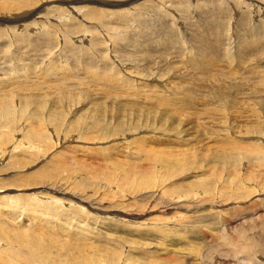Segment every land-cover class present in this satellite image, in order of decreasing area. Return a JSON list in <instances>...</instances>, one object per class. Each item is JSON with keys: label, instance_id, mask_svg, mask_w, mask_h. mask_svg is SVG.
I'll use <instances>...</instances> for the list:
<instances>
[{"label": "rangeland", "instance_id": "374dc122", "mask_svg": "<svg viewBox=\"0 0 264 264\" xmlns=\"http://www.w3.org/2000/svg\"><path fill=\"white\" fill-rule=\"evenodd\" d=\"M3 1L5 0H0V6L2 5L1 3H3ZM32 1L36 5H38L39 3L38 0ZM40 1L42 3L48 2V0ZM89 1L90 0L86 1L85 4L88 5H86L85 8L81 11V13L79 14L80 16L75 13L71 14L72 12H67L68 9L67 11H65L64 7L66 6H62V8L58 6L54 9L51 8V10H41V14L37 13L33 15L32 20L29 21L39 22V25L37 26L39 30L38 28H32L33 30H29L28 28H19L20 30L18 29L17 32L15 31L11 33V30L5 27L6 24H1L3 28L0 31V70L5 67V69H7V66H11L15 67V71L19 73L20 71L22 72L20 66L26 64L25 69L27 70V72L18 76L21 81H14L15 79H12L11 81L0 82V127L7 126L3 128L2 132L4 133L10 134V132L12 131V133L17 132L15 134L16 140L10 137V141H5L6 143L2 144L1 142L4 141L5 137L0 131V151L7 152L9 151V149L11 150L12 148L17 147V149L13 152V155L2 156L3 154L0 152V197L11 194H24L25 197L26 195H34L38 197L40 196L44 204L50 206L51 208H57L53 209L55 211L52 213L54 217L52 218L50 216H46V219L48 222H51L52 224L55 223V225L58 224L60 227H62V229L64 228L63 230H66V232H63V236L59 238L61 239L60 241L62 242V245H64L65 242L67 244V248H70L73 253L77 255L82 254L76 253L77 249L80 246H83L85 244V241L89 242V244L91 241V249H93L94 251V249L100 248L99 253L102 255L104 254L103 256L106 260L102 262L103 264H137V260L141 262L140 264L148 261H151L152 264H170L167 259L169 258V256L174 259L172 264H176L177 262L183 260V258L180 257L182 256L180 253L181 249L184 248H182L183 245L185 246V248L182 250L183 252H187L186 250H188V252H192V255L194 256L199 255L196 253L200 252V250L203 251V248H206V242H204L203 240H199L198 236H201L202 234L205 235L208 231L209 235L207 238H211V240H213L214 237L218 234L216 229L218 228L217 226H219L218 223L222 224L221 222L225 218L235 217V214L232 213L240 212L243 215L244 220L247 222L264 216V209L260 205H258V202L264 201V198H259L262 197V195L264 196L262 192H254L250 190V192L246 194V197L244 192H240L242 194L238 192L239 187L243 185L241 181H246L248 179L247 177L251 176L254 181L256 180L257 182H259L261 180V182L263 181L262 183H264V162H258L264 161V158L261 159V157L258 155H254L253 157V155L248 154V152L245 151V149L247 151L251 150L250 144L252 143H256L257 145H259L255 146V144H253V150L257 147H264V122H259L260 120L258 121L257 116H251L252 118L250 117V119H252V122L247 117V115L242 118V120L239 118L241 120L240 121L238 119V116L241 117V115L243 114L240 115V113L233 111L234 105H240L244 103L247 104V108L249 107V109L253 111H258L260 109V106L264 105L260 102L255 101V99H247L240 94L235 97L232 103L228 102L227 98L231 94V90L229 89L222 91L217 96H203V94L209 93V90H213V85H215L216 89H218L219 85H221L220 83H228L233 80L234 76L235 78H237V75L257 78L262 81L264 80L263 78L256 76L255 71L257 69L264 68V62H262L264 60V50H262V52L259 51L264 47V34L263 38L257 41H253V37H244V35H246L245 33H247L248 31L246 28L250 29L251 27L252 29V32L249 35L254 32L258 34L259 30L261 29L260 26L264 25V5L261 3L262 0H239L242 1V3H240L238 0H171L168 2L166 0L164 2L163 0V3H158V6L156 4L157 2L154 0H150V2H148L149 0H136L134 2H131L132 0H117V3L124 2V4H121L124 6H121V8H116L118 9V12H115V14L104 13L102 17H99V14H101V12L97 7V5L101 4L99 3V0L92 2V4H94L93 6L95 7H91L89 5L91 4ZM100 1L102 3H105L102 0ZM158 1L160 2V0ZM178 1H180L181 3H179ZM76 4L77 2H75L73 5ZM77 6L79 7L83 5L77 4ZM136 6H138V8ZM104 8L106 7L104 6ZM24 9L25 8H21V10H15L13 11L14 14L11 15L10 13H8V15L16 19L19 16L18 14L22 13L19 11H23ZM124 9L126 13H124ZM52 10L53 12H51ZM15 12L18 14H16ZM54 12L56 13L55 16L53 14ZM147 12L150 15L147 14ZM166 12H170V14H167V16L164 17L163 14L165 15ZM46 13L48 15L50 14L51 19L46 16ZM5 14L6 12H0V16ZM123 15H125L126 19ZM83 18L85 20H83ZM39 20L42 22H40ZM146 20L148 21V23L145 22ZM156 20L160 21L162 25H159ZM77 21L78 23H76ZM121 21L123 22L121 23ZM172 22H174L175 25H173ZM89 24H91V26ZM123 24L125 27L123 26ZM167 24L169 25L167 26ZM158 25L166 32H162L160 30L161 28ZM172 25L173 27H171V29H168V27ZM47 26L49 29L47 28ZM173 28H177L178 30H180V32H174ZM62 35L64 36L62 37ZM144 36H146V38ZM115 37H118V39H115ZM45 38L46 40H49L46 41L44 40ZM70 38L73 39L72 42L67 41V44L70 42L71 43L66 45L65 39L71 40ZM245 38L252 40L253 46L248 47L247 49H251V53L248 54V52H246L245 54L247 55L244 54V56H242L241 49L244 48L243 46L247 47L251 43L246 42L247 39ZM167 39L171 40V42ZM113 40L115 42H113ZM42 42H46L45 45ZM172 43L173 49L169 47L172 45ZM139 45L141 47L143 46V48L141 49ZM71 46H74L76 48L75 52L72 51V49L70 48ZM160 46L169 47L167 50L170 51L165 52L160 48ZM198 46H202V48L200 47L201 51L199 50L200 48ZM11 47L12 49H10ZM44 49L46 50L44 51ZM253 49L255 52L253 51ZM86 50L88 51V53L86 52ZM191 51L194 53L203 54V56L208 59V64H211V66L213 65L214 67L216 66V71H223V74L220 73L221 71H219L222 77H220L219 79L204 78L212 75L215 72L214 69H211L209 74L201 76L199 74L200 64L198 62L203 63V60L205 59H196V56ZM26 53L31 55V59L28 58V55L24 59ZM132 53L135 54L133 55ZM57 55L60 57H58ZM61 55L63 58L61 57ZM252 56L255 57L251 58ZM47 57L48 59H46V62H49L50 59L56 60L57 57L59 58V60H63V63L68 61L70 62V68L65 67V69L59 70L60 75H57V73L53 71V69L49 72H44L42 74L36 75L37 70L39 71L41 69L40 67H42V65L46 63L43 59ZM190 58L192 60H189ZM7 61L11 65H6L8 64ZM83 63L86 66L89 65V67H87L91 71ZM254 64L257 65V67H253L252 69H250L252 66H255ZM103 65L105 66V68ZM73 67L75 68V73L73 71ZM86 68L89 71H85ZM103 69L106 70L107 75L110 74L112 76L114 74L118 77L116 78L117 81L114 80L113 82L115 84H109L110 86L106 88L107 92L111 93L110 97H106L107 92L104 91H102V94L100 96L98 95V97L96 95H93V97L95 98L91 100L90 98H93L92 96L87 100H83L80 93H73L74 95H72L74 96V98L72 97V95H70L68 100H64L65 96H61L62 94L71 93L73 91L78 92L80 88H76L77 86H81L79 85L81 82L82 84L83 82L85 84L83 85L82 89L92 90L95 87H99V89H102L100 82H98L101 79H97L94 81L90 80L89 72L94 73L96 71V75L103 76L105 73L102 72L104 71ZM32 70L36 71V73H34L33 75H29V71ZM7 71V73H13V71L10 69H8ZM70 72L74 74V77L77 76V78L80 79L82 77V80H80V82L67 79L69 80V82L65 80L64 83H66V85H74L64 87L63 84H61V80L63 79L64 75L68 76ZM76 72L79 74L76 75ZM86 72L88 75H86ZM119 72L123 73L125 77L129 78L130 80L124 82L120 81V75L116 74ZM123 74L122 76H124ZM225 75L226 78L224 77ZM121 78L123 79V77ZM166 78L168 79L167 82L169 83V86L165 89L164 97L163 94L159 93L160 90L157 89V87L155 89L154 84L163 89L164 86H160V84L162 82H165L164 80ZM102 80L106 82L108 81L107 79ZM196 80L201 82L203 84L202 88L206 87L208 92H198L197 88L194 85V81ZM208 82L210 83V85ZM253 82L256 83L260 81ZM204 84L206 85L204 86ZM70 87H72L73 89ZM256 87H258L257 83ZM12 88L16 93L21 94L24 97L25 95H28L29 98L24 100L23 98L19 99L18 96L12 95L10 92V89ZM261 88L264 90V86H262ZM26 89H35V94L31 95L32 93L30 92L33 90H29V92H27ZM96 91L98 90H95V92ZM25 92L27 94H25ZM169 94H173V96H169ZM35 97H37V99L33 100V98ZM70 97L72 99H70ZM61 100L63 101L61 102ZM235 116L237 117L235 118ZM45 119L47 120V123L44 121ZM205 120H207L206 123L203 122ZM41 122L46 124L41 125ZM31 126H33L38 131V133L42 134L43 136L44 134L46 135L42 139L43 141L40 140L39 142V139L33 141L35 142V144L33 145L41 143L38 144V146L40 145L39 147H41V145L43 144H46V146H42V148L40 149L26 148L24 146L23 140L30 139V136L35 134L33 132L34 129L32 130ZM45 130H47L46 133ZM49 133L51 134L49 135ZM25 134L27 135L25 136ZM16 135L18 137V140ZM68 135L70 137H68ZM157 135H159V137H157ZM168 135L170 136V140L168 139ZM47 136V139L49 140H46L45 137ZM152 136L155 139L154 141L157 140L154 144H157L159 140L162 141V147H164L165 150L167 149V152L170 149V151L173 152L172 154H174V152L179 153L180 151L184 153L185 147L183 148V150L180 149L179 145H184L186 141L188 143L187 145H189V148L197 147L199 149L198 154H201L200 156H198V158H200V160L203 162V170L197 169L198 167H202V165L200 166L201 163L198 161V167L196 166L197 170H194L195 172H192L190 170L189 172L188 170H185L186 172H182L180 170L178 172L173 171V173L175 174L162 173L163 175L157 172V175L154 174L157 177V182L155 181L154 183H149V188L146 187L147 184L140 186V182L142 180L140 181L138 178H148L150 182L151 176L150 174H141V172L138 173V171H143V169H146L147 171L150 168L156 167L153 161H149V157H151L150 159H153V154L151 151L147 150L146 147H144L146 145H143L142 140L143 138L147 139L145 140L147 142H149L150 140V142H153L151 138ZM171 136L173 138H171ZM179 137H181L185 141ZM71 138L77 140L74 142V139L71 140ZM178 138L180 139L179 144L176 143ZM64 139L65 141H67L64 142ZM171 139L175 140L172 142ZM222 139H224V143L222 142ZM114 140L117 143H115ZM139 140L141 141V145L139 143ZM56 141L58 142L56 143ZM50 142L55 146H52ZM49 143L51 145L50 148H48L50 146L48 145ZM135 143L137 146L135 145ZM20 147L21 150H26L27 152L31 153V155H33L32 152H34V156L37 159L31 164H24L26 162L22 161L21 157H23V154L25 152L20 153ZM137 147L142 148L138 149ZM210 147L212 149L211 151H208ZM232 147L235 149H245L232 150ZM100 148L102 150L105 149L103 150V153L100 152L102 151ZM60 149H63L62 151L65 153L63 155L66 157L64 162L60 160V155H58L59 153L57 152L60 151ZM106 149L109 151L106 152ZM223 150H225L226 152L229 151L228 154H224L222 152ZM105 152L106 155L104 154ZM107 153L110 154L107 155ZM133 154L135 155V157H132L134 156ZM53 155H55L58 159H56V157ZM11 156L13 158H21V161L20 159L18 160L21 162V167L19 166V164H17V166L12 165V170L6 168L7 164L11 160ZM40 156H42L43 158ZM173 156L176 157V154ZM173 156L172 160H174ZM207 156L216 158L209 159V162L213 163L214 166L216 165L218 170L208 168V164L205 165V159ZM112 158L114 160H112ZM246 158H248L249 160L248 164L242 165V163L246 161ZM57 160H60L61 164L57 162ZM255 161H257V163ZM117 164L119 165V168L117 167ZM249 164H252L253 166H250ZM47 167H50V169L52 170L51 174H56L57 176L53 179H47L48 181L46 179H38L36 180V185L32 179H28V181H25L24 176L40 174L37 173V171L40 170V168L47 169ZM112 170L119 171L120 175L117 177V179L119 177L120 178L118 179V181L117 179H115V177H112L111 179V177L109 176H114V174H112ZM236 171L240 172V174H233L237 173ZM181 172L184 174H182ZM202 172L205 174H203ZM185 173H187L188 175L186 174L185 176ZM243 173H252V175ZM219 174L221 177L219 176ZM212 175L214 176V178ZM134 177H136L137 181L136 179H134ZM256 178H259V181ZM78 179L79 184L77 183ZM128 179L130 182L128 181ZM199 179L202 181H200ZM162 180H164L163 183ZM189 180L191 181L190 183L188 182ZM127 181L129 183H127ZM39 182L41 185L39 184ZM201 182H203V184H205V188L208 187V189H204L200 193H197L198 183ZM205 182H207L208 184ZM238 183L239 185L237 187ZM252 183L248 182V186H252ZM169 184L170 188L173 189L169 190L170 194L169 191L168 193L164 192V188L166 186L169 187ZM190 184L193 187L189 186L187 188V185ZM34 185L36 187H34ZM181 185L183 186V189H185V191L182 189ZM167 187L165 189H168ZM210 187L212 188V190ZM192 188L195 190H192ZM233 188H235L236 193ZM229 189H231L230 191L233 193H231ZM224 192H226L227 195H225ZM41 193L49 194L54 197L56 204L53 206V203L48 198L46 199V197L41 196ZM174 193H177L175 194L176 197L177 195L179 196V194H185V197H182V199L179 198L177 200H179L186 208H183L184 206L182 207V205L178 206L180 202L172 205V208L168 205L166 207H163L165 205V201L166 203L173 202L175 196H172V194ZM191 193H195L194 196ZM241 195L243 196L240 198L239 196ZM57 196L58 198H62L63 196L62 199H66L63 201L67 203H63V206H61L59 201L57 200ZM135 196H137L136 199L138 201L134 199ZM197 196L198 198H200L197 199ZM220 196H222V198ZM229 196H232V198ZM172 197H174V199ZM186 199L190 200L187 201V204ZM254 199H257V203ZM182 201H184L185 203ZM27 202L28 204L34 203V201L31 199H28ZM71 202L74 204H72ZM251 202L255 203L251 204ZM116 204L118 206H116ZM199 205L204 206L198 207ZM187 208H190L189 211L187 210ZM78 209L79 211H77ZM247 211L256 213V215L252 214L251 217H248L247 215L243 214V212L247 213ZM56 213H59L60 217H56ZM229 213H231V215ZM157 215L160 218L157 217ZM191 215L196 216L192 217ZM33 217H35V215H33L30 219H33ZM150 217L153 218L152 220L154 222L161 223V225L164 226L167 225V220H169V222L170 220H172L170 223L173 227L171 226V228H173L175 231L179 229L178 233L176 232L177 234H174V238H170L172 239L171 242H173V244H170L169 240L163 242V237L160 236L156 231H152L156 226L150 225L151 222H149L150 224L147 222L149 225L142 224V222H145L144 220H146V218ZM194 217L196 218L194 219ZM120 218L121 220H119ZM165 218H167V220ZM191 218H193V220ZM1 219H3V217L0 216V220ZM24 220L26 221L25 224L29 223L26 216H24ZM211 224L213 225L211 226ZM139 225L142 227V229H139ZM209 225L213 228H210ZM147 226H151L152 230H148L146 228ZM197 226L199 227L200 232ZM135 230L137 233H135L134 235L133 232H135ZM29 231L31 233V229H29ZM131 231L132 234L129 233ZM150 231L154 232V235H147ZM182 232L184 234H182ZM32 233L33 237L40 239L43 238L40 237V234L38 235L36 232L32 231ZM44 233L43 236H45L44 238H46L48 234L53 232L51 229L45 228ZM67 234H70V239L73 240L71 241L72 243H70V246H68L70 239L69 241L67 240ZM182 235H184L185 237L187 235V237L185 238ZM13 237L16 238L15 236ZM204 238V240H206V236H204ZM154 240L156 241L154 242ZM77 241H80V245ZM73 242H75V244ZM178 243L181 244V246ZM76 244L79 246H77ZM176 244H178L179 246ZM202 245L204 246L203 248H201ZM83 247L86 248V251H92L89 250L86 245ZM172 248L181 249L177 250L176 252L175 250H171ZM150 249L152 251L157 250V252L154 253L151 257L149 256ZM167 249L169 252L167 251ZM95 252H98V250H95ZM217 254L218 252L216 253V255ZM65 258L68 260L67 257ZM67 260H64L63 262Z\"/></svg>", "mask_w": 264, "mask_h": 264}, {"label": "bare ground", "instance_id": "6f19581e", "mask_svg": "<svg viewBox=\"0 0 264 264\" xmlns=\"http://www.w3.org/2000/svg\"><path fill=\"white\" fill-rule=\"evenodd\" d=\"M39 1V3H38V5H36V4H34L33 3V1L32 0H5V1H3V3H1L2 5L0 6V12H6V14L5 15H2V16H0V31H1V29L3 28V26H1V24L2 23H4V25H5V27H7L8 29H10L11 30V33L12 32H17V30L19 29V28H22V29H32V28H38L37 26L39 25L38 23L39 22H29L30 20H32V16L33 15H35V14H37V13H40L41 14V10H43L44 11V9H46V10H48V9H50L51 10V8L52 9H54V8H56V7H58V6H60V8H62V6H66V7H64V10L65 11H67V9H68V11L67 12H72L71 14H73V13H75V14H80L81 13V11L85 8V6L86 5H88V4H85L86 3V1L87 0H48V2H44V3H42L40 0H38ZM37 1V2H38ZM46 1V0H45ZM73 1V2H72ZM93 1H97V0H90L89 2L91 3V4H89L91 7H95V6H93L94 4H92V2ZM103 2H105V3H102L100 0H99V3H101L100 5H97V7H98V9H99V11L101 12V14H99V17H102L103 16V14L104 13H111V14H115V12H118L117 10L118 9H116V8H121V6H124V5H121V4H124V2L123 3H121L120 1V3H117V0H102ZM131 1V0H130ZM134 1H136V0H132L131 2H134ZM154 1H156L155 3L157 4V6H158V3H163V0H160V2L158 1V0H154ZM167 2L168 1H171V0H166ZM239 1V0H238ZM261 1V0H260ZM35 2V1H34ZM41 2V3H40ZM75 2H77V4H79V5H83V6H77V4L76 5H73ZM148 2H150V0L148 1ZM164 2H165V0H164ZM179 3H181L180 1H178ZM177 2V3H178ZM240 3H242V1H239ZM53 3H56V4H53ZM72 3V4H71ZM129 3V2H128ZM253 3H255V2H253ZM261 3L264 5V0H262L261 1ZM51 4V5H50ZM170 4V3H169ZM184 4V3H183ZM160 5V4H159ZM162 5V4H161ZM176 5V4H175ZM181 5V4H180ZM179 5V6H180ZM104 6L106 7V8H108V9H106V8H104ZM131 6V5H130ZM174 6V5H173ZM178 6V7H179ZM128 7V6H127ZM137 8H138V6H136ZM181 7V6H180ZM21 8H25L23 11H19V12H22V13H20V14H18V13H16V14H18L19 16L16 18V19H14V18H12V17H10L9 15H8V13H10L11 15L12 14H14L13 13V11H15V10H21ZM123 8V7H122ZM130 8V7H129ZM136 8V9H137ZM159 8V7H158ZM160 8H161V6H160ZM159 8V9H160ZM2 9V10H1ZM126 9V8H125ZM125 9L123 10L124 11V13H126L125 12ZM132 9V8H131ZM134 9V8H133ZM170 9V8H169ZM264 9V8H263ZM45 10V11H46ZM120 10H122V9H120ZM119 10V11H120ZM55 11H56V9H55ZM98 11V12H99ZM107 11H109V12H107ZM122 11V12H123ZM127 11V10H126ZM18 12V11H17ZM51 12H53V10L51 11ZM128 12V11H127ZM130 12V11H129ZM133 12V11H132ZM44 13V12H43ZM85 13V12H84ZM89 13H91V12H89ZM119 13H121V12H119ZM145 13V12H144ZM152 13V12H151ZM161 13V12H160ZM54 14V16H55V12L53 13ZM86 14V13H85ZM106 14V15H107ZM147 14H149L148 12H147ZM155 14V13H154ZM153 14V15H154ZM167 14H170V12L169 13H165V15L163 14V16L165 17V16H167ZM44 15V14H43ZM94 15V14H93ZM92 15V16H93ZM110 15V14H109ZM122 15V14H121ZM150 15V14H149ZM172 15H174V14H172ZM15 16V15H14ZM46 16H48V18H50V14L48 15L47 13H46ZM80 16V15H79ZM113 16V15H112ZM124 17H125V15H123ZM130 16H132V15H130ZM155 16V15H154ZM185 16V15H184ZM117 18H119V17H117ZM148 18V17H147ZM146 18V19H147ZM162 18V17H161ZM167 18V17H166ZM172 18V17H171ZM51 19V18H50ZM53 19V18H52ZM107 19V18H106ZM125 19H126V17H125ZM140 19H142V18H140ZM153 19H154V17H153ZM49 20V19H48ZM83 20H85L84 18H83ZM117 20V19H116ZM150 20H152V19H150ZM225 20V19H224ZM40 21V20H39ZM154 21H155V19H154ZM227 21V20H226ZM12 22H13V25H12ZM40 22H42V21H40ZM44 22V21H43ZM123 21H121V23H122ZM146 23H148V21L146 20L145 21ZM156 22L160 25L161 24V22L160 21H158V20H156ZM45 23V22H44ZM76 23H78V21L76 22ZM173 23V25H175V23L174 22H172ZM245 23V22H244ZM248 23V22H247ZM48 24V23H47ZM106 24V23H105ZM120 24V23H119ZM154 24V23H153ZM243 24V23H242ZM241 24V25H242ZM90 26H91V24H89ZM88 25V26H89ZM125 25H126V23H125ZM148 25V24H147ZM158 25V26H159ZM162 25V24H161ZM169 24H167V26H168ZM173 25L172 26H169L168 27V29H171V27H173ZM250 25V24H249ZM40 26H42V25H40ZM45 26V25H44ZM71 26V25H70ZM123 26H124V24H123ZM153 26V25H152ZM164 26V25H163ZM245 26V25H244ZM66 27H67V25H66ZM115 27V26H114ZM125 27V26H124ZM127 27V26H126ZM160 27V26H159ZM165 27V26H164ZM221 27V26H220ZM248 27V26H247ZM261 27V29L259 30V32H258V34L256 33V32H254V33H252L251 35H249L251 32H252V29H251V27H250V29L249 28H246L248 31H247V33H245L246 35H244L243 33V35H244V37H253L254 39H253V41H257V40H260V39H262L263 38V34H264V25H261L260 26ZM42 28H44V27H42ZM47 28H48V26H47ZM69 28V27H68ZM93 28H95V27H93ZM161 28V27H160ZM245 28V27H244ZM7 29V30H8ZM49 29V28H48ZM47 29V30H48ZM61 29V28H60ZM84 29V28H83ZM20 30V29H19ZM33 30V29H32ZM31 30V31H32ZM38 30H39V28H38ZM41 30V29H40ZM67 30V29H66ZM90 30V29H89ZM125 30V29H124ZM162 32H164L165 30H163V28H161L160 29ZM9 31V30H8ZM24 31V30H23ZM26 31V30H25ZM35 31V30H34ZM33 31V32H34ZM42 31H45V30H42ZM172 31V30H171ZM173 31L174 32H180V30H178L177 28H173ZM227 31V30H226ZM244 31V30H243ZM29 32V31H28ZM63 32H64V30H63ZM68 32V31H67ZM66 32V33H67ZM72 32V31H71ZM70 32V33H71ZM81 32V31H80ZM103 32V31H102ZM161 32V33H162ZM166 32V31H165ZM246 32V31H245ZM10 33V32H9ZM32 33V32H31ZM36 33V32H35ZM44 33V32H43ZM66 33H65V35H66ZM75 33V32H74ZM5 34V33H4ZM34 34V33H33ZM38 34V33H37ZM42 34V33H41ZM76 34H77V32H76ZM86 34V33H85ZM151 34V33H150ZM170 34H172V33H170ZM68 35V34H67ZM87 35V34H86ZM109 35V34H108ZM116 35H118V34H116ZM115 35V36H116ZM141 35V34H140ZM140 35H139V37H140ZM261 35V36H260ZM35 36V35H34ZM48 36V35H47ZM64 35H62V37H63ZM74 36H75V34H74ZM74 36H72V37H74ZM170 36V35H169ZM37 37H39V36H37ZM71 37V38H72ZM109 37V36H108ZM145 38H146V36H144ZM220 37V36H219ZM243 37V38H244ZM44 38V37H43ZM67 38V37H66ZM70 38V39H71ZM112 38V37H111ZM114 38V37H113ZM156 38V37H155ZM229 38V37H228ZM231 38V37H230ZM63 39V38H62ZM109 39V38H108ZM115 39H118V37H115ZM165 39V38H164ZM245 39H247V38H245ZM43 40V39H42ZM44 40H46V38L44 39ZM49 40V39H48ZM48 40H46V41H48ZM72 40L73 39H71V40H66L65 39V44L66 45H68V44H70L71 42H72ZM84 40V39H83ZM103 40V39H102ZM111 40V39H110ZM168 41H170L171 42V40H169V39H167ZM166 40V41H167ZM243 40V39H242ZM29 41V40H28ZM67 41H71L70 43H68L67 44ZM104 41V40H103ZM89 42V41H88ZM113 42H115L114 40H113ZM119 42V41H118ZM117 42V43H118ZM156 42V41H155ZM163 42V41H162ZM246 42H251L250 43V45H248L247 47H245V46H243L244 48H240L241 49V55L242 56H244V54L246 53V52H248V54L249 53H251V49H249V50H247L248 49V47H251V46H253V43H252V40H249V39H247V41ZM29 43H31V42H29ZM42 43H44V45H45V43L46 42H42ZM64 43V42H63ZM122 43V42H121ZM128 43V42H127ZM80 44V43H79ZM223 44V43H222ZM241 44V43H240ZM43 45V44H42ZM73 45H74V43H73ZM147 45V44H146ZM200 45H202V44H200ZM239 45V44H238ZM255 45V44H254ZM15 47V46H14ZM68 47V46H67ZM66 47V48H67ZM139 47L142 49L143 48V46L141 47L140 45H139ZM171 49H173V43H172V45L171 46H169ZM169 47H161L160 46V48L163 50V51H165V52H169L170 50H167ZM199 48L201 47L202 48V46H198ZM44 48V47H43ZM71 49H72V51L73 52H75V47L74 46H71L70 47ZM201 48L199 49L200 51H201ZM204 48V47H203ZM246 48V49H245ZM10 49H12V47L10 48ZM14 49V48H13ZM42 49V48H41ZM205 49V48H204ZM22 50V49H21ZM46 49H44V51H45ZM131 50V49H130ZM139 50V49H138ZM206 50V49H205ZM259 50V49H258ZM262 50H264V47H263V49H260L259 51L260 52H262ZM10 51V50H9ZM15 51V50H14ZM18 51V50H17ZM24 51V50H23ZM41 51V50H40ZM51 51V50H50ZM135 51V50H134ZM136 51H137V49H136ZM253 51H254V49H253ZM13 52V51H12ZM25 52V51H24ZM78 52V51H77ZM86 52L88 53V51L86 50ZM192 52V51H191ZM197 52V51H196ZM255 52V51H254ZM254 52H252V53H254ZM14 53V52H13ZM42 53V52H41ZM48 53V52H47ZM46 53V54H47ZM72 53V52H71ZM137 53V52H136ZM138 53H140V52H138ZM195 56H196V59H205V60H203V63H200V62H198L199 64H200V68H199V74L201 75V76H203V75H207V74H209V72H210V70L211 69H214V73L212 74V75H210V76H207V77H204V78H209V79H212V78H215V79H219L220 77H222V75L220 74V73H222L223 74V71H221V70H218V71H216L215 69H216V66L214 67L213 65L211 66V64H208V62H207V60L208 59H206V57H204L203 56V54H201V53H194V52H192ZM211 53V52H210ZM52 54V53H51ZM50 54V55H51ZM59 54V53H58ZM133 55L135 54V53H132ZM216 54V53H215ZM258 54H260V53H258ZM11 55V54H10ZM24 55V54H23ZM27 55L29 56L28 58H30L31 59V55L30 54H28V53H26L25 54V56H24V59H25V57H27ZM39 55V54H38ZM40 55H42V54H40ZM60 55V54H59ZM209 55V54H208ZM245 55H247V54H245ZM254 55V54H253ZM257 55V54H256ZM255 55V56H256ZM53 56V55H52ZM58 56V55H57ZM210 56V55H209ZM215 56V55H214ZM218 56V55H217ZM221 56V55H220ZM239 56V55H238ZM255 56H252L251 58H254ZM261 56V55H260ZM58 57H60V56H58ZM57 57V59L56 60H49V62L47 61L46 62V59H48V57L47 58H45V59H43V60H45V64L44 65H42V67H40L41 69L38 71L37 70V73H36V71H29L30 73H29V75H33L34 73H36V75H38V74H42V73H44V72H49L50 70H52L53 69V71H55L56 73H57V75H60L59 74V70H61V69H65V67L66 68H70V65H69V63L70 62H64L63 63V60H59V58ZM61 57H62V55H61ZM67 57V56H66ZM190 57V56H189ZM223 57V56H222ZM264 57V56H263ZM5 58V57H4ZM28 58H27V60H28ZM63 58V57H62ZM195 58V57H194ZM210 58H211V56H210ZM218 58V57H217ZM250 58V59H251ZM33 59V58H32ZM61 59V58H60ZM212 59V58H211ZM211 59H209V60H211ZM43 60H40V61H43ZM189 60H192L191 58L189 59ZM213 60V59H212ZM236 60V59H235ZM22 61V60H21ZM64 61H65V59H64ZM27 62V61H26ZM25 62V63H26ZM218 62V61H217ZM239 62V61H238ZM262 62H264V60L262 61ZM7 63L8 64H6V65H11V64H9V62L7 61ZM24 63V64H25ZM39 63V62H38ZM194 63H196V62H194ZM220 63V62H219ZM78 64V63H77ZM76 64V65H77ZM80 64H82V63H80ZM84 64V63H83ZM86 64H88V63H86ZM213 64V63H212ZM217 64V63H216ZM17 65H18V63H17ZM26 65V64H25ZM25 65H22V66H20L21 67V70H22V72L20 71L19 73L17 72V71H15V67H11V66H7L8 68L7 69H5V68H3V69H1L0 70V82H4V81H11L12 79H15L14 81H21V79L20 78H18V76L19 75H22V74H24L25 72H27V70L25 69ZM41 65V64H40ZM39 65V66H40ZM85 65V64H84ZM255 65V64H254ZM14 66V65H13ZM29 66V65H28ZM83 66V65H82ZM86 66V65H85ZM88 67H89V65H87ZM86 66V67H87ZM91 66V65H90ZM104 66V65H103ZM229 66V65H228ZM9 67H11V68H9ZM24 67V68H23ZM75 67V66H74ZM73 67V71L75 70V68ZM87 67V68H88ZM253 67H257V65H255V66H252L250 69H252ZM264 67V66H263ZM26 68H27V66H26ZM81 68V67H80ZM85 68V67H84ZM85 69V71L86 70H88V69ZM104 68H105V66H104ZM8 69H10V70H12L13 71V73H7L8 71ZM18 69V68H17ZM37 69V68H36ZM72 69V68H71ZM82 69V68H81ZM92 69V68H91ZM110 69V68H109ZM115 69V68H114ZM79 70V69H78ZM90 70V69H89ZM88 70V71H89ZM101 70V69H100ZM104 71H102V72H105L104 73V75L103 76H99V75H96L95 74V72L94 73H91V72H89V74H90V76H89V79L90 80H97V79H107L108 81L106 82V81H98V82H100V85L102 86V89L100 88L99 89V87L98 88H96L95 86V88L94 89H92V90H87V89H82V87H83V85H85L84 84V82H83V84H82V82L80 81V80H82V77H81V79L80 78H77V76L76 75H78L79 73H77L75 76L76 77H74V74L73 73H71L70 72V74L67 76V75H64L63 76V79L61 80V84H63V86L65 87V86H71V85H74V84H71V85H66V83H64L65 82V80H67V79H69V80H73V81H80L79 83V85H81V86H77V88L76 87H74V88H76V89H78V88H80L79 90H78V92H76V91H73V92H71V93H66V94H62L61 96H65L64 97V100H68V98H69V96L70 95H72L73 93H80L81 94V96H82V99L83 100H87L88 98H90L91 96L93 97V95H96L97 97H98V95L100 96L101 94H102V91H104V92H107V89L106 88H108L110 85L109 84H115V83H113L114 82V80H116V78H118L116 75H107L106 74V70L105 69H103ZM72 71V70H71ZM91 71V70H90ZM109 71V70H108ZM219 71H221L220 73H219ZM256 71V76H258V77H261V78H263L264 79V68H261V69H257V70H255ZM83 72V71H82ZM226 72V71H225ZM74 73H75V71H74ZM99 73V72H98ZM117 75H120L119 76V78H120V81H128V80H130L129 78H127V77H125V75L123 74V73H116ZM122 74L124 75V76H122ZM241 74V73H240ZM86 75H88L87 74V72H86ZM227 75V74H226ZM226 75L224 76L225 78H226ZM243 75V74H242ZM232 76V75H231ZM121 77H123V79L121 78ZM237 78H235V76H234V78H233V80L232 81H230V82H228V80H227V82L228 83H220L221 85H219V88L218 89H216V86L215 85H213V90L212 91H210L209 90V93H205V94H203V96H217L218 94H220L222 91H225V90H227V89H229V90H231V94L228 96V98H227V100H228V102H233L234 101V99H235V97L236 96H238L239 94L241 95V96H244L245 98H247V99H255V101H257V102H260L261 104H263L264 105V90L261 88L262 86H264V80L262 81V80H260V79H257V78H252V77H245V76H236ZM32 78V77H31ZM66 78V79H65ZM87 78V77H86ZM96 78V79H95ZM231 78V77H230ZM229 78V79H230ZM84 79V78H83ZM167 79V78H166ZM164 80L165 82H162L161 84H160V86L161 85H163L164 86V88L163 89H161L160 87H158L156 84H154V87H155V89H156V87H157V89H159L160 91H159V93L160 94H163L164 95V97H165V89H166V87H168L169 86V83L167 82L168 81V79L167 80ZM69 80H67L68 82H69ZM66 81V82H67ZM72 81V82H73ZM117 81V80H116ZM253 81H260V82H256L257 84H258V87H256V83H254ZM217 82V81H216ZM75 83V82H74ZM90 83V82H89ZM209 83V82H208ZM77 84V83H76ZM194 85H195V87L197 88V90H198V92H201V93H204V91H207L208 92V90H207V88L206 87H204V88H202L203 87V84L201 83V82H199V81H194ZM206 84H204V86H205ZM209 85H210V83H209ZM262 85V86H261ZM76 86V85H75ZM99 86V85H98ZM86 87V86H85ZM70 88H72V87H70ZM261 88V89H260ZM73 89V88H72ZM205 89V90H204ZM23 90V89H22ZM27 90V92H29V90L31 91V90H33V91H31L30 93H32L31 95H34L35 94V92H34V90L35 89H26ZM39 90H41V89H39ZM95 90H98V91H96L95 92ZM10 92H11V94L12 95H14V96H18L19 97V99H27V98H29L28 97V95H25V97L23 96V95H21V94H18V93H16L15 92V90L12 88V89H10ZM23 92V91H22ZM92 92V93H91ZM25 94H27L26 92H25ZM103 94H105V93H103ZM110 92H107V94H106V97H110ZM117 94V93H116ZM115 94V95H116ZM74 95V94H73ZM72 95V97L74 98V96ZM169 96H173V94H169ZM78 97V96H77ZM95 97H93V98H90V100L91 99H94ZM35 99H37V97H35V98H33V100H35ZM70 99H72L71 97H70ZM69 99V100H70ZM117 99V98H116ZM118 100V99H117ZM63 100H61V102H62ZM80 101V100H79ZM82 101V100H81ZM94 101V100H93ZM95 101H96V99H95ZM251 101V100H250ZM249 101V102H250ZM73 102V101H72ZM114 102V101H113ZM116 102V101H115ZM69 103V102H68ZM74 103V102H73ZM78 103V102H77ZM96 104H97V102H96ZM121 104V103H120ZM131 104V103H130ZM89 105V104H88ZM86 106V105H85ZM128 106V105H127ZM70 107V106H69ZM264 106H260V109L258 110V111H253V110H250L249 109V107L247 108V104H240V105H234L233 106V108H234V110L233 111H235V112H238V113H240V115L241 114H243V115H241V117H239L238 116V119L240 118L241 120H242V118H244L246 115H247V117L250 119V117L252 116H257L258 118V121L259 122H264V108H263ZM247 108V109H246ZM71 110V109H70ZM126 111V110H125ZM169 111V110H168ZM81 112V111H80ZM237 113V114H238ZM245 114V115H244ZM234 115V114H233ZM237 116H235V118H236ZM251 117V118H252ZM248 118H247V120H248ZM233 119H234V117H233ZM239 119V120H240ZM254 119V118H253ZM82 120V119H81ZM168 120V119H167ZM240 120V121H241ZM246 120V119H245ZM251 121H252V119H250ZM249 120V121H250ZM46 123H47V120L45 119L44 120ZM255 121V120H254ZM84 122V121H83ZM204 123H206L207 122V120H205V121H203ZM202 122V123H203ZM253 122V121H252ZM257 122V121H256ZM46 123H43V122H41V125H45ZM48 125V124H47ZM46 125V126H47ZM4 127H7V126H2V127H0V131L2 132L3 131V128ZM32 127V130H33V132L35 133V134H33L32 136H30V139H24L23 140V144H24V146L26 147V148H42V146L44 147V146H46V144H43V145H41V147H39L38 146V144H41V143H38V144H36V145H33V144H35V142H33V141H36V140H38L39 139V142H40V140H42L43 138H44V136H46L45 134H44V136L42 135V134H40V133H38V131L33 127V126H31ZM45 127V126H44ZM48 127V126H47ZM64 127V126H63ZM66 128V127H65ZM52 129V128H51ZM88 129V128H87ZM178 129V128H177ZM14 131H17V130H14ZM46 131L47 130H45V133H46ZM49 131V130H48ZM57 131V130H56ZM13 132V131H12ZM12 132H10V134L9 133H4V132H2V135H4V141L3 142H1L2 144L3 143H6V142H8V141H10L11 139H10V137L11 138H14L15 139V134L17 133V132H14V133H12ZM61 132H62V130H61ZM19 133V132H18ZM58 133V132H57ZM98 133V132H97ZM51 133H49V135H50ZM54 134H56V133H54ZM80 134V133H79ZM129 134H130V132H129ZM174 134H175V132H174ZM27 134H25V136H26ZM47 135H48V133H47ZM172 135V134H171ZM178 135V134H177ZM1 136V135H0ZM13 136V137H12ZM57 136V135H56ZM62 136V135H61ZM64 136H65V134H64ZM72 136V135H71ZM161 136V135H160ZM16 137H17V135H16ZM54 137H55V135H54ZM68 137H70L69 135H68ZM67 137V138H68ZM78 137V136H77ZM80 137V136H79ZM83 137V136H82ZM88 137V136H87ZM107 137V136H106ZM157 137H159V135H157ZM169 137V138H168ZM168 139L170 140V136L168 135ZM2 138V137H1ZM46 138V140H49V139H47L48 138V136L47 137H45ZM59 138V137H58ZM148 138V137H147ZM152 138V140H153V142H147V141H145V140H147V139H143L142 138V140H143V145H146V146H144V147H146L147 148V150H149V151H151L152 152V154H153V159H150L151 157H149V156H147V157H149V161H153V163H155V165H156V167H153V168H148L149 170H147L146 171V169L144 170L143 169V171H138V173H140L141 172V174H150V176H151V180H150V182H149V179L148 178H138L141 182H140V186H143V185H146L147 184V188H149L150 186V184H151V182L152 183H154L156 180H157V177L154 175V174H158L157 172H159L160 174H175V173H173V171H184V172H186L185 170H188V172H189V170L190 171H192V172H195L194 170H197V169H202L203 168V162L200 160V158H198V156H200L201 154H198V148L197 147H191V148H189V145H187L188 143H187V141L184 143V145L183 144H181V145H179L180 146V149H183L184 147H185V152L183 153L182 151H180L179 153L178 152H174V154H172L173 152L172 151H170V149H169V151L167 152L166 150H165V148L164 147H162V141H158V143L157 144H154L156 141H154L155 139L153 138V136L151 137ZM167 138H164V139H167ZM171 138H173L172 136H171ZM174 138H176V137H174ZM179 138H181V137H179ZM177 139V141H176V143L177 144H179L180 143V139ZM226 138V137H225ZM224 138V139H225ZM72 139H74V138H71V140ZM117 139V138H116ZM160 139H161V137H160ZM182 139V138H181ZM224 139H222V142L224 143ZM16 140V139H15ZM17 140H18V137H17ZM77 140V139H76ZM75 139L73 140L74 142L76 141ZM119 140V139H118ZM162 140H163V138H162ZM172 140V139H171ZM175 139H173L172 140V142L174 141ZM182 140H184V139H182ZM6 141V142H5ZM43 141V140H42ZM60 141H61V137H60ZM67 141V140H66ZM65 141V139H64V142H66ZM115 141V140H114ZM185 141V140H184ZM53 142V141H52ZM58 141H56V143H57ZM83 142V141H82ZM102 142V141H101ZM138 142V141H137ZM46 143V142H45ZM51 143V142H50ZM50 143L48 144V145H50ZM54 143V142H53ZM53 143H51V145L52 146H55V145H53ZM55 143V144H56ZM69 143V142H68ZM67 143V144H68ZM76 143H78V142H76ZM113 143V142H112ZM115 143H117L116 141H115ZM139 143H140V145H141V141L139 140ZM138 143V144H139ZM250 143H252V142H250ZM60 144V143H59ZM66 144V143H65ZM101 144V143H100ZM118 144H119V142H118ZM133 144V143H132ZM253 144H255V146H259V145H257L256 143H252V144H250V151H247L245 148H238V149H235V148H230V149H232V150H241V149H245V151L246 152H248V154H251V155H253V157H254V155H258V156H260L261 157V159H263L264 158V147H257L256 149H252V146H253ZM51 145L48 147V148H50L51 147ZM58 145V144H57ZM56 145V146H57ZM94 145V144H93ZM135 145H136V143H135ZM167 145V144H166ZM20 146V145H19ZM59 146V145H58ZM61 146V145H60ZM71 146H73V145H71ZM75 146V145H74ZM137 146V145H136ZM14 147V146H13ZM76 147V146H75ZM74 147V148H75ZM81 147V146H80ZM96 147V146H95ZM99 147V146H98ZM113 147V146H112ZM138 147H139V145H138ZM137 147V148H138ZM155 147V148H154ZM73 148V147H72ZM87 148V147H86ZM132 148V147H131ZM130 148V149H131ZM140 148H142V147H140ZM140 148H138V149H140ZM17 149V147H14V148H12L11 150L9 149V151H7V152H3V151H0L3 155L2 156H8V155H13V152L15 151ZM46 149V148H45ZM101 149V148H100ZM125 149V148H124ZM129 149V150H130ZM211 147L208 149V151H211ZM20 150H21V147H20ZM28 150V149H27ZM63 149H60V151H57L59 154L58 155H60V160L61 161H63L64 162V160L66 159V157L65 156H63L65 153L62 151ZM78 150V149H77ZM102 150V149H101ZM103 150H105V149H103ZM103 150L102 151H100V152H102L103 153ZM177 150V149H176ZM184 150V149H183ZM29 151V150H28ZM41 151V150H40ZM87 151H88V149H87ZM107 151H109V150H107L106 149V152ZM126 151V150H125ZM127 151H128V149H127ZM143 151V150H142ZM25 152V153H24ZM94 152H96V151H94ZM106 152L104 153L105 155H106ZM118 152V151H117ZM119 152H120V150H119ZM134 152V151H133ZM224 154H228V152L229 151H225V150H223L222 151ZM241 152V151H240ZM16 153V152H15ZM20 153H24L23 154V157H21L22 158V161H25L26 163H24V162H22V163H24V164H31V163H33L37 158L34 156V152H32L33 153V155H31V153H29V152H27L26 150L25 151H23V150H21L20 151ZM17 154V153H16ZM91 154H92V152H91ZM94 154V153H93ZM100 154V153H99ZM110 153H107V155H109ZM137 154H138V152H137ZM176 154V157H174L173 155H175ZM248 154H246V155H248ZM131 155V154H130ZM134 155V154H133ZM22 156V155H21ZM53 156H55V155H53ZM90 156H92V155H90ZM137 156V155H136ZM172 156L174 157V160H172ZM204 156V155H203ZM206 156V155H205ZM40 157H42V156H40ZM56 157V156H55ZM88 157V156H87ZM97 157V156H96ZM132 157H135V155L134 156H132ZM194 157V158H193ZM5 158H7V157H5ZM11 158V160H10V162L7 164V167L6 168H8V169H11V167H13L14 165L15 166H17V164H19V166L21 167V158H18V157H15V158H13L12 156L10 157ZM39 158V157H38ZM43 158V157H42ZM76 158V157H75ZM103 158V157H102ZM111 158V157H110ZM139 158V157H138ZM142 158V157H141ZM204 158V157H203ZM244 158V157H243ZM0 159H1V157H0ZM3 159V158H2ZM20 159V161H18ZM56 159H58L57 157H56ZM109 159V158H108ZM209 159H216V158H214V157H210V156H207L206 157V159H205V165H209L208 166V168H213V169H215V170H218L217 169V167H216V165L214 166V164L213 163H211V162H209L210 160ZM239 159H240V157H239ZM44 160V159H43ZM60 160L58 161L57 160V162H59L60 163ZM112 160H114L113 158H112ZM77 161V160H76ZM111 161V160H110ZM198 161L201 163L200 164V166L202 165V167H198L197 165H198ZM258 161V160H257ZM257 161H255L256 163H257ZM114 162V161H113ZM248 162H249V160H248V158H246V161L244 162V163H242V165H246V164H248ZM258 162H264V161H258ZM36 163V162H35ZM38 163V162H37ZM58 163V164H59ZM85 163V162H84ZM23 164V165H24ZM61 164V163H60ZM81 164H82V162H81ZM13 165V166H12ZM250 166H253L252 164H249ZM27 166V165H26ZM58 166V165H57ZM153 166V165H152ZM196 166L198 167L197 169H196ZM255 166V165H254ZM5 167V166H4ZM24 167V166H23ZM22 167V168H23ZM117 167L119 168V165L117 164ZM161 167V168H160ZM219 167V166H218ZM26 168V167H25ZM88 168V167H87ZM126 168H127V166H126ZM160 168V169H159ZM0 170H1V167H0ZM12 170V169H11ZM14 170V169H13ZM141 170H142V168H141ZM203 170V169H202ZM36 171V170H35ZM129 171H132V170H129ZM208 171H210V170H208ZM4 172H5V170H4ZM51 172H52V170L50 169V167H47V169L46 168H44V169H41L40 168V170H38L37 171V173H40V174H32V175H28V176H24V179H25V181L27 180L28 181V179H32L33 181H34V183H35V185L37 184V181L36 180H38V179H42V180H47V179H50V178H54V177H56L57 175L56 174H51ZM134 172H135V170H134ZM137 172V171H136ZM181 172V173H182ZM187 172V173H188ZM203 172H205V171H203ZM202 172V173H203ZM237 172V171H236ZM7 173V172H6ZM66 173V172H65ZM187 173H185V176H186V174ZM221 173V172H220ZM2 174H4V173H2ZM111 174V173H110ZM112 174H114V176H112V175H109L110 177H111V179H112V177H115V179H117V177L120 175L119 174V171L118 170H112ZM152 174V175H151ZM162 174V175H163ZM182 174H184V173H182ZM203 174H205V173H203ZM211 174V173H210ZM233 174H240V172H237V173H233ZM242 174V173H241ZM243 174H251L252 175V173H243ZM27 175V174H26ZM128 175V174H127ZM132 175V174H131ZM161 175V176H162ZM188 175V174H187ZM143 176V175H142ZM206 176H208V175H206ZM213 176V175H212ZM215 176H216V174H215ZM219 176H220V174H219ZM237 176V175H236ZM239 176V175H238ZM241 176V175H240ZM245 176V175H244ZM109 177V178H110ZM137 177V176H136ZM136 177H134V179H136ZM146 177V176H145ZM211 177V176H210ZM221 177V176H220ZM234 177V176H233ZM253 177V176H252ZM60 178V177H59ZM100 178V177H99ZM103 178V177H102ZM106 178V177H105ZM120 178V177H119ZM118 178V179H119ZM187 178V177H186ZM198 178V177H197ZM200 178H201V176H200ZM212 178V177H211ZM213 178H214V176H213ZM212 178V179H213ZM216 178V177H215ZM235 178V177H234ZM248 179L246 180V181H241L242 182V184L243 185H241V187H239V190H241V191H239L238 190V192L240 193V192H244L245 193V197H246V194H248L249 192H250V190H252V191H258V192H262L263 194H264V183H262L261 182V180L259 181V178L257 179L259 182H257L256 180L254 181L253 180V178H251V176L250 177H247ZM118 179H117V181H118ZM132 179H133V177H132ZM162 179H163V177H162ZM168 179H169V175H168ZM196 179V178H195ZM194 179V180H195ZM217 179V178H216ZM60 180V179H59ZM165 180V179H164ZM164 180H162V183H163V181ZM191 180V179H190ZM188 181L189 183L191 182V181ZM200 180V179H199ZM215 180V179H214ZM48 181V180H47ZM61 181V180H60ZM59 181V182H60ZM103 181H104V179H103ZM128 181H129V179H128ZM127 181V183H129ZM136 181H137V179H136ZM200 181H202V180H200ZM205 181H206V179H205ZM232 181V180H231ZM53 182V181H52ZM112 182H113V180H112ZM157 182V181H156ZM196 182V181H195ZM207 182H208V180H207ZM207 182H205V183H207ZM248 182L249 183H252V186H248ZM33 183V182H32ZM77 183L79 184V179H78V181H77ZM96 183V182H95ZM115 183V182H114ZM150 183V184H149ZM159 183V182H158ZM193 183V182H192ZM191 183V184H192ZM11 184H13V183H11ZM17 184V183H16ZM39 184H40V182H39ZM62 184H63V182H62ZM67 184V183H66ZM66 184H65V187H66ZM124 184V183H123ZM187 185V188L190 186H192V185ZM208 184V183H207ZM210 184V183H209ZM236 184V183H235ZM241 184V183H240ZM32 185V184H31ZM34 185V187H36ZM41 185V184H40ZM68 185V184H67ZM125 185H126V182H125ZM131 185H132V181H131ZM234 185V184H233ZM238 185H239V183L237 184V187H238ZM33 186V185H32ZM54 186V185H53ZM55 186H56V184H55ZM82 186V185H81ZM118 186V185H117ZM136 186V185H135ZM156 186V185H155ZM163 186V185H162ZM169 187H167L168 189H165L164 188V192H167L168 193V191L169 190H173V189H171L170 188V184L168 185ZM19 187V186H18ZM71 187V186H70ZM92 187V186H91ZM171 187H172V184H171ZM179 187V186H178ZM181 187H182V189H183V186L181 185ZM193 187V186H192ZM194 187H195V185H194ZM12 188V187H11ZM32 188V187H31ZM61 188V187H60ZM59 188V189H60ZM69 188V187H68ZM117 188V187H116ZM133 188V187H132ZM185 188V187H184ZM211 188V187H210ZM241 188V189H240ZM8 189V188H7ZM20 189V188H19ZM92 189V188H91ZM161 189V188H160ZM175 189V188H174ZM206 190V189H208V187H206L205 188V184H203V182H201V183H198V192L197 193H200L202 190ZM234 190H235V188H233ZM16 190V189H15ZM61 190V189H60ZM65 190H66V188H65ZM106 190V189H105ZM179 190H180V188H179ZM184 191H185V189H183ZM189 190V189H188ZM188 190H187V192H188ZM192 190H195V189H193L192 188ZM211 190H212V188H211ZM231 189H229V191H230ZM49 191V190H48ZM47 191V192H48ZM54 191V190H53ZM85 191V190H84ZM132 191V190H131ZM135 191V190H134ZM190 191H191V189H190ZM58 192V191H57ZM62 192H63V190H62ZM142 192V191H141ZM231 192V191H230ZM229 192V193H230ZM49 193V192H48ZM60 193V192H59ZM162 193V192H161ZM181 193V192H180ZM184 193V192H183ZM220 193H222V192H220ZM225 193V195H227V193H228V191H227V193L226 192H224ZM231 193H233V192H231ZM235 193H236V190H235ZM42 194V193H41ZM88 194V193H87ZM128 194V193H127ZM126 194V195H127ZM169 194H170V191H169ZM175 194H177V193H174V194H172V196H175V199H174V197H172L174 200H173V202H167L166 203V201H165V205L163 206V207H166L167 205L170 207L171 206V208H172V205H174V204H177V203H179L180 201L179 200H177V199H179V198H181L182 199V197H185V194L183 195V194H179V196L177 195V197H176V195ZM188 194H189V192H188ZM191 194H193V193H191ZM195 194V193H194ZM194 194H193V196H194ZM240 194H242V193H240ZM251 194V193H250ZM257 194V193H256ZM260 194V193H259ZM63 195V194H62ZM41 196H43V197H46V199L48 198L52 203H53V206L56 204V202H55V200H54V197H52L51 195H49V194H42ZM56 196V195H55ZM111 196V195H110ZM130 196H132V195H130ZM139 196V195H138ZM218 196V195H217ZM234 196H235V194H234ZM243 195H241V196H239L240 198L242 197ZM249 196V195H248ZM191 197H192V195H191ZM211 197H212V195H211ZM221 198H222V196H220ZM229 197H231L232 198V196H229ZM228 197V198H229ZM245 197H244V199H245ZM62 198H63V196H62ZM62 198H58V196H57V200L59 201V203H60V205L61 206H63V203H67V202H64L63 200H66V199H62ZM137 198V196H135V198L134 199H136ZM188 198H189V196H188ZM200 198V197H199ZM198 198V196H197V199H199ZM230 198V199H231ZM234 198H236V197H234ZM238 198V197H237ZM239 198V199H240ZM259 198H264V196L262 195V197H259ZM28 199H31V200H33L34 201V203H31V204H28V202H27V200ZM193 199V198H192ZM195 199V198H194ZM201 199H202V197H201ZM243 199V198H242ZM241 199V200H242ZM106 200V199H105ZM104 200V201H105ZM152 200V199H151ZM205 200V199H204ZM223 200H225V199H223ZM238 200V199H237ZM236 200V201H237ZM255 200V199H254ZM253 200V201H254ZM257 200V199H256ZM255 200V201H256ZM260 200V199H259ZM48 201V200H47ZM99 201V200H98ZM108 201V200H107ZM136 201H138L137 199H136ZM160 201H161V199H160ZM187 201H190V200H187L186 199V204L188 203ZM199 201V200H198ZM202 201H203V199H202ZM219 201V200H218ZM226 201H227V199H226ZM182 202H184V201H182ZM205 202V201H204ZM203 202V203H204ZM246 202H247V200H246ZM261 202V203H260ZM260 202H258V205H260L263 209H264V201L262 202V201H260ZM72 203V202H71ZM142 203V202H141ZM185 203V202H184ZM200 203V202H199ZM215 203V202H214ZM220 203H222V202H220ZM240 203V202H239ZM238 203V204H239ZM249 203H250V200H249ZM253 203H255V202H253ZM252 202H251V204H253ZM256 203H257V201H256ZM260 203V204H259ZM72 204H74V203H72ZM119 204V203H118ZM160 204H161V202H160ZM201 204V203H200ZM65 205V204H64ZM121 205V204H120ZM181 206L182 205V207L184 206L181 202H180V204H178V206ZM197 205H198V203H197ZM116 206H118L117 204H116ZM124 206V205H123ZM201 206H204V205H199L198 207H201ZM239 206V205H238ZM69 207V206H68ZM100 207V206H99ZM188 207V206H187ZM216 207V206H215ZM219 207V206H218ZM84 208V207H83ZM153 208V207H152ZM183 208H186L185 206L183 207ZM53 209H57V208H51L50 206H48V205H46V204H44L43 202H42V199L40 198V196L38 197V196H34V195H26V197H25V195L24 194H11V195H4V196H1L0 197V216L1 217H3V219H1L0 220V264H50V263H52V264H103L102 262H104L106 259H105V257L102 255V254H100L99 253V250H100V248L99 249H94V251H93V249H91V246L92 245H90L92 242L90 241V244H89V242H86L85 241V244L84 243H81V244H84L83 246H85L86 245V247H88V249L89 250H92V251H86L85 249L86 248H84L83 246H80L78 249H77V252L76 253H82V254H75V253H73V251L70 249V248H67V244L64 242V245H62V242L60 241L61 239H59V238H61L62 236H63V232H66V230H63L62 229V227H60L58 224H56L55 225V223L54 224H52L51 222H48L47 221V219H46V216H50V217H54L53 216V212H55ZM82 209V208H81ZM85 209V208H84ZM134 209V208H133ZM189 209L190 208H187V210L189 211ZM199 209V208H198ZM83 210V209H82ZM81 210V211H82ZM115 210V209H114ZM123 210V209H122ZM185 210V209H184ZM195 210V209H194ZM201 210V209H200ZM235 210V209H234ZM77 211H79V209L77 210ZM116 211V210H115ZM115 211H113V212H115ZM179 211V210H178ZM188 211H187V213H188ZM191 211V210H190ZM83 212V211H82ZM197 212V211H196ZM200 212V211H199ZM73 213V212H72ZM175 213V212H174ZM179 213H180V211H179ZM102 214V213H101ZM100 214V215H101ZM181 214V213H180ZM190 214V213H189ZM230 215H231V213H229ZM232 214H235V217H231V218H225L221 223L222 224H219L218 223V225L219 226H217L218 228H216L217 229V232H218V234L214 237V239L213 240H211V238L209 239V238H207L208 237V231H207V233L204 235V234H202L201 236H198V238H199V240H203L204 242H206V248H203L204 246L202 245V247L201 248H203V251H201L200 250V252H198V253H196V254H199V255H192L193 253L191 252H188V250H186L187 252H183L182 250L185 248V246L183 245L182 246V248L183 249H181V248H176V249H171V250H175L176 252H177V250H180L181 249V255L182 256H180V257H182L183 258V260H181V261H179V262H177L178 264H264V216H261L260 218H256L255 220H252V221H250V222H247V221H245L244 220V217H243V215L239 212V213H237V212H234V213H232ZM243 214L244 215H247L248 217H251L252 216V214L253 215H256V213H252V212H250V211H247V213H245V212H243ZM21 215H22V218H21ZM33 215H35V217H33V219H30ZM60 214L59 213H56V217H58ZM112 215V214H111ZM184 215V214H183ZM227 215V214H226ZM14 216H15V218H14ZM24 216H26L27 217V221L29 222V223H27V224H25L26 223V221L24 220ZM176 216V215H175ZM190 216V215H189ZM192 217L193 216H196V215H191ZM198 216V215H197ZM60 217V216H59ZM157 217H159L158 215H157ZM259 217V216H258ZM117 218V217H116ZM156 218V217H155ZM160 218V217H159ZM171 218H173V217H171ZM196 217H194V219H195ZM214 218V217H213ZM44 219H45V221H44ZM59 219V218H58ZM124 219V218H123ZM153 218H146V220H144L145 222H142V224H145V225H149L150 223L149 222H151V224L150 225H155L156 227H155V229L154 230H152V228H151V226H147L146 228L148 229V230H152V231H156L160 236H162L163 238H162V240H163V242H166V241H170V244L172 243L173 244V242H171V240L172 239H170V238H174L173 236H174V234L177 232L178 233V230L179 229H177V231H175L173 228H171V221L172 220H170V222H169V220H167V218H165L166 220H167V225L166 226H164V225H161V223H158V222H154L153 220H152ZM164 219V218H163ZM192 220H193V218H191ZM60 220V219H59ZM115 220V219H114ZM119 220H121V218L119 219ZM157 220H159V219H157ZM187 220H188V217H187ZM187 220H186V222H187ZM190 220V219H189ZM191 220V221H192ZM81 221V220H80ZM113 221V220H112ZM126 221V220H125ZM155 221H156V219H155ZM164 221V220H163ZM183 221H185V220H183ZM195 221V220H194ZM199 221V220H198ZM197 221V222H198ZM58 222V221H57ZM66 222V221H65ZM78 222H79V220H78ZM114 222V221H113ZM149 224H148V223ZM165 222V221H164ZM49 223V224H48ZM121 223H122V221H121ZM124 223V222H123ZM153 223V224H152ZM176 223H178V222H176ZM195 223V222H194ZM112 224V223H111ZM126 224H128V223H126ZM78 225V224H77ZM115 225V224H114ZM120 225V224H119ZM187 225V224H186ZM189 225H190V223H189ZM213 224H211V226H212ZM214 225H216V224H214ZM81 226V225H80ZM201 226V225H200ZM77 227H79V226H77ZM84 227V226H83ZM104 227H105V225H104ZM139 227V229H142V227L139 225L138 226ZM173 227V226H172ZM209 227H210V225H209ZM45 228H48V229H51L52 230V232L53 233H50V234H48L47 235V237L46 238H44L45 236H43V233H44V229ZM101 228V227H100ZM122 228V227H121ZM177 228V227H176ZM197 228L199 229V227L197 226ZM210 228H213V227H210ZM209 228V229H210ZM29 229H31V233H30V231H29ZM79 229V228H78ZM81 229V228H80ZM144 229V228H143ZM197 229V230H198ZM201 229H202V227H201ZM215 229V228H214ZM119 230V229H118ZM145 230V229H144ZM183 230V229H182ZM185 230V229H184ZM188 230V229H187ZM192 230V229H191ZM32 231L33 232H36L38 235L40 234V237H43L42 239H40V238H36V237H33L32 236ZM82 231V230H81ZM121 231V230H120ZM119 231V232H120ZM190 231V230H189ZM193 231V230H192ZM196 231V230H195ZM154 232H148V234L147 235H154ZM198 232V231H197ZM196 232V233H197ZM199 232H200V229H199ZM216 232V233H217ZM68 233V232H67ZM129 233H131L132 234V231L131 232H129ZM134 233V235H135V233H137L136 232V230H135V232H133ZM141 233H144V232H141ZM176 233V234H177ZM193 233V232H192ZM195 233V232H194ZM45 234V233H44ZM72 234V233H71ZM124 234H125V232H124ZM182 234H184L183 232H182ZM15 236L16 238H14L13 236ZM36 235V234H35ZM70 234H67L66 235V238H67V240L69 241V239H70V236H69ZM80 235V234H79ZM146 235V234H145ZM191 235V234H190ZM195 235V234H194ZM198 235V234H197ZM200 235V234H199ZM206 236V240H204L205 238H204V236ZM98 236H99V234H98ZM129 236V235H128ZM170 236V237H169ZM182 236H184V235H182ZM182 236H180V237H182ZM169 237V238H168ZM185 237V236H184ZM186 237H187V235H186ZM185 237V238H186ZM191 237V236H190ZM147 238V237H146ZM178 238H179V236H178ZM58 239V240H57ZM135 239H137V238H135ZM134 239V240H135ZM183 239V238H182ZM67 240H66V242H67ZM198 240V241H199ZM71 241H73V240H71L70 239V241H69V243H68V246H70L71 244L70 243H72ZM88 241V240H87ZM102 241V240H101ZM116 241H117V239H116ZM156 240H154V242H155ZM180 241V240H179ZM183 241V240H182ZM189 241V240H188ZM76 242V241H75ZM75 242H73L74 244H75ZM78 242V241H77ZM80 242V241H79ZM79 242H78V244H79ZM84 242V241H83ZM97 242V241H96ZM152 242V241H151ZM191 242V241H190ZM200 242V241H199ZM195 243V242H194ZM208 243V244H207ZM102 244V243H101ZM179 244V243H178ZM178 244H176V245H178ZM196 244H197V241H196ZM77 245V244H76ZM80 245V244H79ZM79 245H77V246H79ZM123 245V244H122ZM166 245V244H165ZM169 245V244H168ZM175 245V246H176ZM180 246H181V244H179ZM178 245V246H179ZM96 246V245H95ZM125 246V245H124ZM140 246V245H139ZM90 247V248H89ZM120 247V246H119ZM157 247V246H156ZM159 247V246H158ZM168 247V246H167ZM177 247V246H176ZM94 248H96V247H94ZM166 248V247H165ZM102 249V248H101ZM149 249V248H148ZM152 249V248H151ZM150 249V251H149V256L151 257L154 253H156L157 252V250H154V251H152ZM95 250H98V252H95ZM167 251H168V249H167ZM192 251V250H191ZM169 252V251H168ZM218 252V254L216 255V253ZM103 253V252H102ZM147 253V252H146ZM166 253V252H165ZM167 254V253H166ZM169 254V253H168ZM142 255V254H141ZM178 255H179V252H178ZM65 257H67L68 258V260L65 258ZM167 258V257H166ZM178 258H179V256H178ZM112 259V258H111ZM138 259V258H137ZM168 259V261H169V263L170 264H172L173 263V258L172 257H170L169 256V258H167ZM177 259V258H176ZM64 260H67V261H65V262H63ZM128 262V261H127ZM141 262H139V260H137V264H140ZM176 263V264H177ZM121 264V263H120ZM143 264H152L151 263V261H148V262H144Z\"/></svg>", "mask_w": 264, "mask_h": 264}]
</instances>
